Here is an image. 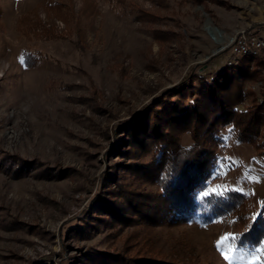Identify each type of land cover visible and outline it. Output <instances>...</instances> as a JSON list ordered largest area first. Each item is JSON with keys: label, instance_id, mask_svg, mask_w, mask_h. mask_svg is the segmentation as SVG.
<instances>
[{"label": "rangeland", "instance_id": "obj_1", "mask_svg": "<svg viewBox=\"0 0 264 264\" xmlns=\"http://www.w3.org/2000/svg\"><path fill=\"white\" fill-rule=\"evenodd\" d=\"M248 26L264 34V0H0V264H91L104 249L264 264V249L232 243L264 204V126L255 142L222 126L214 147L207 186L244 193L237 215L152 226L94 207L119 203L125 184L156 190L135 179L146 156L122 151L125 124L186 75L222 67L220 47ZM250 67L241 111L264 104V61Z\"/></svg>", "mask_w": 264, "mask_h": 264}, {"label": "trees", "instance_id": "obj_2", "mask_svg": "<svg viewBox=\"0 0 264 264\" xmlns=\"http://www.w3.org/2000/svg\"><path fill=\"white\" fill-rule=\"evenodd\" d=\"M252 62L256 67L263 65L259 57L240 56L236 64L190 73L172 92L156 98V103L127 122L123 132L129 143L122 151L138 147L146 156V160L133 165L135 179L154 185L156 190L122 184L119 203L116 195L99 197L94 207L106 208L104 215L124 223L139 219L152 226L204 223L237 215L246 204V195L237 189L215 191L207 183L218 161L214 147L223 141L221 127L229 125L236 138L255 142L264 126V104H254L244 111L237 108L247 93L242 82L257 72L250 67ZM247 211V221L232 243L241 251L261 252L264 204ZM85 257L91 264H199L165 254L124 255L113 249L90 251Z\"/></svg>", "mask_w": 264, "mask_h": 264}, {"label": "built area", "instance_id": "obj_3", "mask_svg": "<svg viewBox=\"0 0 264 264\" xmlns=\"http://www.w3.org/2000/svg\"><path fill=\"white\" fill-rule=\"evenodd\" d=\"M221 50H228L224 65L236 64L240 56L259 57L264 61V34L253 27H244L236 31ZM259 99L264 103V96Z\"/></svg>", "mask_w": 264, "mask_h": 264}]
</instances>
